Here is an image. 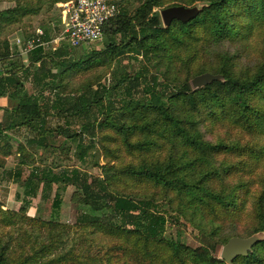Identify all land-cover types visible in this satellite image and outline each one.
Segmentation results:
<instances>
[{
    "label": "trees",
    "instance_id": "16d2710c",
    "mask_svg": "<svg viewBox=\"0 0 264 264\" xmlns=\"http://www.w3.org/2000/svg\"><path fill=\"white\" fill-rule=\"evenodd\" d=\"M170 1L174 4L167 7L199 2L201 12L189 22L176 19L165 27L155 8ZM25 2L4 11L8 15L0 17V32L5 25L37 12L38 8ZM119 4L118 15L104 25L105 49L92 50L86 57L82 53L76 57L68 49L78 47H46L42 42L54 37L47 30L36 35V46L28 54L29 65L18 64L14 58L18 53L10 49L8 40L0 42V62L9 61V67L0 70V97L16 101L4 109L0 121V153L8 156L13 152L10 131L22 126L37 133L28 141L32 146L46 147L48 135L55 130L74 141L79 138L76 147L82 159L89 148L85 135L90 140L98 136L107 157L119 160L125 151L131 160L114 164L108 160L102 166V176L38 165L23 181L24 193L36 196L42 186V196L46 197L54 183L74 185L80 202L91 211L80 214L78 227L119 238L117 247L106 252L107 264H228L214 252L231 237L244 234L225 233L220 226L209 229L212 218L220 211L234 217L252 199L251 221L245 234L264 232V174L254 176L255 169L264 162V44H255L254 63L243 60L251 51L245 40L251 34L264 38V0H141L133 13L122 7L120 0ZM197 41L200 44H195ZM218 43L231 50L212 54ZM62 47L65 55L56 58ZM45 51L47 56L43 55ZM126 55L143 58L134 74L117 67L111 86L99 84L94 88L91 80L78 87L71 85L70 76L103 64L112 65L115 60L121 64ZM37 63L33 74L37 92H30L26 80ZM159 65L168 74L165 81L156 71ZM205 72L220 74L223 80L193 88L191 77ZM47 90L52 98L44 101ZM50 116L64 118L70 126L78 123L81 133L64 125L49 127ZM217 127L238 132V137H221ZM208 133L215 139H208ZM244 135L252 139L243 142ZM18 150L20 164H25L30 153L23 144ZM232 156L239 161L231 160ZM0 161L4 165L3 159ZM245 172L249 178L241 176L235 188L224 186L227 178ZM22 173L21 169L16 171L17 182ZM256 184L260 185L257 191L252 189ZM160 199L175 204L181 214L193 211L194 219H199L194 223L206 236L207 244L195 248L180 238H167L168 219L158 207ZM61 203L57 193L52 205L56 208ZM13 219L18 220L19 213L0 205V224L11 226ZM35 220L40 228L47 229L48 241L36 237L39 246L27 253L23 242H31L34 235L23 230L21 242L4 229L0 235V264H94L95 258H79L71 251L47 258L63 241L67 228L62 226L56 231L59 224L53 219ZM18 248L25 253H19ZM102 262L98 260V264ZM232 264H264V240Z\"/></svg>",
    "mask_w": 264,
    "mask_h": 264
},
{
    "label": "rangeland",
    "instance_id": "374dc122",
    "mask_svg": "<svg viewBox=\"0 0 264 264\" xmlns=\"http://www.w3.org/2000/svg\"><path fill=\"white\" fill-rule=\"evenodd\" d=\"M25 1H29L32 7L38 8L37 12L30 13L24 16L19 22L5 25L0 32V42L8 40L10 49L16 54L18 53V55L14 56L15 59L19 60L18 64L23 62L25 65H29V62L31 60L30 58L28 60L29 51H25V48L28 47L29 43H31L32 40H35L37 34L42 35L41 33H39L40 30L43 32L47 30L50 35L53 34L54 36L55 33L57 34V32L59 34L62 31L63 24L61 17V7L57 4L58 2L55 3L53 0H0V17L4 14V11L6 12L8 8L16 7L18 5H24V3H26ZM120 2L122 7L130 11V13H133L134 9L138 6L141 0H120ZM171 4H174V2L170 1L163 6L155 8V10H158L161 14V11ZM190 6H198L201 9V5L199 2ZM4 15H8V13H5ZM59 19L61 21H59ZM18 38L22 39L21 43H18ZM119 40L120 38H118V41ZM245 43L247 45L248 51H251L249 56L245 55L243 57V60L254 63L257 59L255 44H264V38L256 34H251L245 40ZM50 44L45 45L47 47V45ZM106 44L107 39L105 36H103L102 40L93 44L91 48L83 49L82 46L78 48L68 47V49L71 50V53H73V55H75L76 57H80L82 54L84 55V57H86L92 50H104ZM195 44H200V41H197ZM63 48L64 47L56 52V58L65 55V48ZM222 49L231 50L223 43H218L215 45V50L212 54H214L217 50ZM48 51H45L43 55L47 56ZM34 57L36 56L34 55L33 58ZM142 62V56L136 59L133 55H126L122 57L121 64H118V60H115L112 65L103 64L98 67L89 69L85 72L82 71L83 73L80 72L78 74L72 75L69 77V79L71 80V85L75 87H78L77 85L84 81L88 82L87 80H91L95 83L93 85L94 88H97L99 84H107L111 86L115 82L113 75L115 68L122 67L124 70H128L130 74H134L142 66ZM38 64L39 63L32 66V68L30 69L29 78H27L28 80H26V86L30 92H37V86L34 83L33 74ZM8 67V60L0 62V70H5ZM54 70L55 72L57 71L56 69ZM156 71H160V79L162 81H165V79L168 77V74H165V68L162 65H159ZM23 77L26 78L27 76L23 74ZM50 95L51 94L49 90H47L45 99L42 100L46 101L47 98H52ZM107 100L108 97L106 96V101ZM15 102L16 101H10L7 97H0V121L3 118L4 109L8 106L13 105ZM48 125L53 129H55L59 125H64L66 127H69L72 131L81 133V127L78 123H73L70 126L66 123V119L64 118L50 116ZM216 131H219L218 135H220L221 137H226L227 139H234L238 137V132H228L226 131V129H221L219 127L216 128ZM10 135V140L14 145L13 152L8 156L0 153V158L4 161V165H0V205L4 210L18 212L19 219L16 221L13 219L12 224H10L11 226L5 227L3 224H0V235L4 233V229L6 231L10 230L15 239H18L22 242L23 240L20 233L23 230H28L34 235V237L32 238L31 242L25 243L24 241L23 244H25V248H27V253H33L32 247L34 246L37 248L39 246V243L34 241L36 240V237H41L46 242L48 241L47 229L40 228L38 224H36L37 221L35 219H53L59 224V227L56 229V231L62 229V226H65V228H67V231L63 233V241L59 243L58 247L53 249L52 253L49 254L47 258H53L58 255H62L67 251H71L79 258H84L85 256L95 258L96 260H93L94 264H98V260L103 261L102 264H107L108 255L106 254V252L111 248H115V246L117 247V245L119 244V238L106 236L98 231L92 232L94 231L93 228L82 229L81 227H78L80 226L78 225L80 224L78 223L80 214L91 213V211L87 210L85 206H83V204L80 202V194L78 193V190L74 187V185L66 184V182L54 183L51 191L46 197L42 196V186H40L36 196H27L24 193L25 188L23 186V181L28 177L31 170L38 165H40V167H43L45 165L50 166L54 168L55 171L60 172L65 169H78L81 172H89L94 176H102V166L105 165L108 160H110L111 163L114 164L117 162L120 163L121 161L128 162L131 160V157L128 156L125 151L121 152L119 160L107 157L102 144L98 139V136H95L94 139L90 140L88 135H85V145H87L89 148L87 149L85 159H82L78 156V148L76 147L79 138L77 139V141H74L73 139L67 138L66 134L62 133V131L60 130H55L54 134L48 135V144L46 145V147H40L39 145L32 146L28 141L29 139L37 137V133L34 131H30L25 126L10 131ZM206 137L208 139L214 138L209 133ZM242 137L243 142L252 139L251 136L247 135H244ZM66 141L67 144L65 143ZM20 144L26 146L27 151L30 153L29 161H27L25 164H20V160L22 158L18 150V146ZM230 159L236 160L237 162L240 158L232 156ZM19 169H21L23 173L21 175V178H19V181L17 182L15 180L17 179L16 171H18ZM262 174H264V162H262L260 166L255 169L254 176L259 177ZM241 176L243 179L249 178L247 172L241 174L237 173L232 177L227 178L224 182V186L229 189L235 188L237 183L240 181ZM259 186L260 185L256 184L252 189L257 191ZM220 187L221 186H218L217 188L219 189ZM133 188L135 189V187ZM136 190L142 191L139 188H136ZM57 193H60L62 197V203L59 207L54 208L52 203ZM26 203H28L27 207L25 205ZM158 203L160 211L165 213L168 219L167 229L165 232V236L167 238H180L184 243L195 248L202 246L203 244H207L206 236L202 235L198 225L194 223L199 219H194L196 215H193V211L188 212V215H184L177 210L175 204L168 205L166 200L161 199L160 201L158 200ZM23 206L26 207V211L22 210ZM252 209L253 200L250 199L248 200L245 209L241 211L240 214H237L234 217L229 215L231 219H229L227 214L220 211L217 216L212 218V220L208 223V228L210 229L212 226H220L225 231V233H229V231H240L244 235L239 236H255L257 239H260V241L264 240V232H258L252 235L245 234L251 221L250 212H252ZM221 218L223 226H221L220 223ZM201 222L203 224L204 221L201 220ZM6 238L7 236H5L4 239ZM223 246L224 245H219L214 252V254L219 258H221ZM18 252L21 254L25 253V251L21 248H18Z\"/></svg>",
    "mask_w": 264,
    "mask_h": 264
},
{
    "label": "built area",
    "instance_id": "2783aa9c",
    "mask_svg": "<svg viewBox=\"0 0 264 264\" xmlns=\"http://www.w3.org/2000/svg\"><path fill=\"white\" fill-rule=\"evenodd\" d=\"M61 7L62 31L49 42L56 46H91L103 38L104 25L120 12L119 0H68L57 3ZM43 34V31H39ZM21 43V39H17ZM37 41H40V37ZM36 46L35 40L29 43L25 51Z\"/></svg>",
    "mask_w": 264,
    "mask_h": 264
},
{
    "label": "water",
    "instance_id": "95a60500",
    "mask_svg": "<svg viewBox=\"0 0 264 264\" xmlns=\"http://www.w3.org/2000/svg\"><path fill=\"white\" fill-rule=\"evenodd\" d=\"M201 12L198 6L174 5L166 7L161 11V17L166 27H169L173 20H180L182 22H189L196 18ZM223 80V76L211 72H205L195 76L191 80L194 88H202L212 84L215 81ZM255 236L240 237L233 236L223 246L221 258L226 260L228 264H232L234 259L238 256H247L252 250L253 246L259 242Z\"/></svg>",
    "mask_w": 264,
    "mask_h": 264
},
{
    "label": "crops",
    "instance_id": "0c3cea01",
    "mask_svg": "<svg viewBox=\"0 0 264 264\" xmlns=\"http://www.w3.org/2000/svg\"><path fill=\"white\" fill-rule=\"evenodd\" d=\"M2 98H4V97H2Z\"/></svg>",
    "mask_w": 264,
    "mask_h": 264
}]
</instances>
